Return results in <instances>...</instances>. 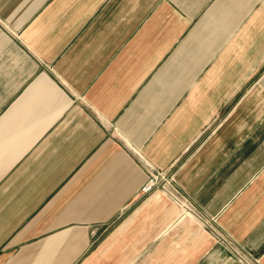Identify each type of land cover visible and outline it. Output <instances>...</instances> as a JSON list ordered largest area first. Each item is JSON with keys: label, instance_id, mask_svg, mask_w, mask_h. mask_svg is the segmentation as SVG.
<instances>
[{"label": "crops", "instance_id": "crops-1", "mask_svg": "<svg viewBox=\"0 0 264 264\" xmlns=\"http://www.w3.org/2000/svg\"><path fill=\"white\" fill-rule=\"evenodd\" d=\"M220 236L264 264V0H0V264H242Z\"/></svg>", "mask_w": 264, "mask_h": 264}, {"label": "built area", "instance_id": "built-area-1", "mask_svg": "<svg viewBox=\"0 0 264 264\" xmlns=\"http://www.w3.org/2000/svg\"><path fill=\"white\" fill-rule=\"evenodd\" d=\"M172 179L163 177L160 173H153L150 174L146 181L141 185L140 192L141 193H149L151 192L157 185L161 183L160 188L162 194L167 196L170 201L174 202L178 207L182 210L188 211L189 213H193L191 206L189 204L188 198L179 192L177 187L172 183ZM243 260H250L249 256L245 253H242V255L239 256V258H242ZM251 264H258L253 259L251 260Z\"/></svg>", "mask_w": 264, "mask_h": 264}, {"label": "rangeland", "instance_id": "rangeland-1", "mask_svg": "<svg viewBox=\"0 0 264 264\" xmlns=\"http://www.w3.org/2000/svg\"><path fill=\"white\" fill-rule=\"evenodd\" d=\"M164 197H167V196H165V195H163ZM168 198V197H167ZM170 200V199H169ZM179 212H180V215L179 216H186L188 213H186L185 212V210H182V209H180L179 208ZM188 212V211H187ZM181 218V217H180ZM182 219H184V218H182ZM217 242H219V243H217V245H219V244H221V245H223L224 247H226V248H228V246H227V242H226V239H223L221 236L220 237H218V239H217ZM229 250H231V252H233V253H244V252H242L240 249H235V248H233V249H231V248H228ZM240 259V261H241V259H243V257L242 258H239ZM251 262L252 261H250V260H243V261H241V263L242 264H251Z\"/></svg>", "mask_w": 264, "mask_h": 264}]
</instances>
